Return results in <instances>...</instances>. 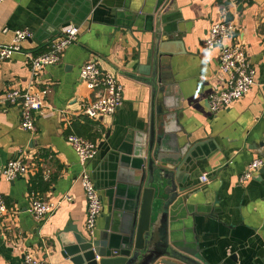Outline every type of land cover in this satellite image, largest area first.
Instances as JSON below:
<instances>
[{"label":"crops","instance_id":"1","mask_svg":"<svg viewBox=\"0 0 264 264\" xmlns=\"http://www.w3.org/2000/svg\"><path fill=\"white\" fill-rule=\"evenodd\" d=\"M222 17L234 23V39L246 50L256 78L242 99L213 114L209 97L226 84L218 71L219 51H202L200 45ZM69 24L79 26L78 41L33 84L37 93L50 89L44 98L47 108L36 116V130L22 129L18 107L0 108V194L10 209L0 218V264H22L26 253L51 264H73L62 255L58 238L88 233L79 179L83 168L67 143L70 134L98 144L88 166L104 206L94 237L114 222L119 228L129 203L128 185L118 179L122 161L138 163L147 154L152 117L157 124L162 121L147 76L160 46L173 54L163 71L174 79V112L165 113L169 132L162 139L160 162L177 166L182 158L186 161L179 185L182 202L176 210L169 208L170 240L199 251L204 264H264V0H5L0 47L11 45L19 29L31 30L34 38L0 60V95L32 85L31 60L46 52L55 37L48 28ZM92 60L124 86L121 108L96 121L81 115L84 100L93 94L81 82L80 70ZM161 98L158 93L156 104ZM181 152L180 159L173 156ZM18 155L33 170L7 182L2 170ZM258 159L263 165L257 178L241 182ZM30 195L53 203L68 195L72 201L39 222L28 211ZM154 207L156 216L162 202L156 199ZM69 225L75 232L63 234Z\"/></svg>","mask_w":264,"mask_h":264},{"label":"built area","instance_id":"2","mask_svg":"<svg viewBox=\"0 0 264 264\" xmlns=\"http://www.w3.org/2000/svg\"><path fill=\"white\" fill-rule=\"evenodd\" d=\"M5 0H0V5ZM7 31L6 29L4 30ZM236 28L233 22L222 17L213 23L207 37L201 42L202 51L218 50V71L223 78L226 88L213 92L209 97L210 111L217 114L242 99L255 84L256 70L247 56L246 50L240 42L234 39ZM80 28L76 24H69L62 28L58 36L50 42L48 51L34 57L30 63L32 85L29 88L14 87L0 95V108L8 106L18 107L21 117V127L28 132L36 130V116L47 108L45 95L50 89L42 93L33 91V84L41 79L43 72L53 66L59 65L62 56L71 44L78 41ZM34 38V32L29 29L15 31L13 43L0 47V60H7L21 50V44ZM80 80L86 90L93 95L84 100L81 115L96 121L104 116L114 115L123 104L124 86L116 74L103 72L95 60L89 61L81 67ZM67 143L74 149L78 156L79 164L83 171L80 183L84 190L87 204L86 230L94 236L98 227V220L103 214V198L96 187V183L88 169L89 164L98 154V144L90 139L75 134L67 137ZM263 162L255 160L243 174L241 182L254 178V173L261 168ZM21 155L15 156L4 166L2 176L7 182H14L27 175L33 169ZM203 183L209 180L202 177ZM64 201H72L68 195L58 203H53L40 196L30 195L28 211L39 222L51 217ZM10 213L8 204L0 194V218ZM22 264H51L40 259L32 253L23 256Z\"/></svg>","mask_w":264,"mask_h":264},{"label":"water","instance_id":"3","mask_svg":"<svg viewBox=\"0 0 264 264\" xmlns=\"http://www.w3.org/2000/svg\"><path fill=\"white\" fill-rule=\"evenodd\" d=\"M61 30V27L48 28L50 35L54 36ZM165 49L160 46L157 50L147 73V76H150L148 83L154 88L155 112L162 117V121L157 124L155 115L151 119L147 154L143 153V158L133 165L122 161L118 179L120 183L128 185L129 203L123 208L120 226L114 227V222L113 228L103 232L99 238L76 233L70 225L65 228L63 234L75 233L73 236H60L58 240L62 246V255L69 258L73 264H204L199 251L183 248L176 238L170 240L169 237V223L172 217L169 208L173 205L172 209L176 210L178 203L182 202L180 197L183 189L179 185L184 182L182 167L186 161L185 157L182 158L177 161V166L160 162L162 139L169 132L166 128L169 116L165 113L174 112L170 96L174 79L166 77L163 71L168 67L164 63L168 62L173 54ZM158 93L162 94V98L156 104ZM176 155L180 159L183 152L173 156ZM256 178L257 171L254 173V179ZM111 179L116 180L115 174ZM112 187L115 185L111 184ZM157 193L164 194L166 198H161L160 195L156 198ZM156 199L162 202V208L155 216ZM98 258L101 260L98 261Z\"/></svg>","mask_w":264,"mask_h":264},{"label":"trees","instance_id":"4","mask_svg":"<svg viewBox=\"0 0 264 264\" xmlns=\"http://www.w3.org/2000/svg\"><path fill=\"white\" fill-rule=\"evenodd\" d=\"M236 2L243 3L245 0H235ZM248 3H253V0H246ZM48 51V49L46 50ZM45 53V52H44ZM42 54V53H41Z\"/></svg>","mask_w":264,"mask_h":264}]
</instances>
